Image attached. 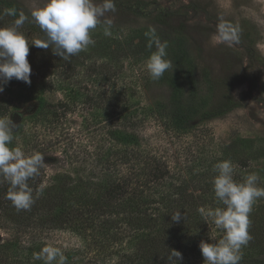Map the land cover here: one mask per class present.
Returning a JSON list of instances; mask_svg holds the SVG:
<instances>
[{
	"label": "trees",
	"instance_id": "obj_1",
	"mask_svg": "<svg viewBox=\"0 0 264 264\" xmlns=\"http://www.w3.org/2000/svg\"><path fill=\"white\" fill-rule=\"evenodd\" d=\"M141 3L115 0L116 12L142 14L145 8ZM6 9L15 10L16 15H5ZM21 11L28 20L19 31L30 37L28 42L45 39L31 13L15 0H0V27L13 25ZM100 36L94 46L67 60L55 55L51 48L30 44L27 59L31 72H44V75L37 84L32 82L29 90L27 83L17 79L4 86L12 91L17 85V101L36 104L33 113L18 124L10 147H19L26 155L43 154L45 165L28 181L34 197L29 210L18 211L13 206L6 198L10 185L0 177V228L18 232H71L83 241L86 253L101 262L108 259L119 264H180L187 258L203 259L200 242L212 243L224 234L201 212L202 208L223 207L213 191L216 174L213 165L231 160L235 166L234 179L242 181L247 174L255 172L254 163L264 162V139L237 138L221 146L209 132L199 131L201 122L226 112L222 107L209 110L210 97L216 91L228 95L232 82L225 77L197 76L194 62L186 51L180 50V40H169L172 68L154 81L171 89L167 100L141 104L133 101L135 88L126 90L114 85V70L123 59L133 64L146 61L155 46L149 49L148 39L140 31L136 34L130 31L126 36ZM83 79L95 85L91 92L84 93L77 86ZM52 86L63 92V98L56 103L43 97L52 91ZM78 103L90 106L95 123L103 126V132L92 133L91 139H97L99 144L90 154L92 164L87 171L73 168L80 171L55 172L46 182L45 167L53 159L47 147L55 138L59 143L62 136L66 141L73 133L29 135L22 130L27 123L44 129L68 130L67 115L70 107ZM9 113L8 105L0 102V117ZM150 122L161 127L171 143L185 141L181 164L172 162L173 157L159 155L150 137L142 134ZM177 211L184 217L179 223L171 220ZM249 219L252 239L242 249L240 264H264V198L254 203ZM32 246L27 250L30 257L24 261L44 264L34 259L40 248ZM14 247L15 244L7 246L5 242L0 253ZM172 250L179 251L182 259L172 258Z\"/></svg>",
	"mask_w": 264,
	"mask_h": 264
},
{
	"label": "rangeland",
	"instance_id": "obj_2",
	"mask_svg": "<svg viewBox=\"0 0 264 264\" xmlns=\"http://www.w3.org/2000/svg\"><path fill=\"white\" fill-rule=\"evenodd\" d=\"M15 1L29 13L34 7H42L46 2V0ZM134 1L142 2L144 13L126 15L109 13L113 24L110 29L111 35L107 36L121 34L126 36L130 31L133 34L140 31L145 35L154 28L162 42L167 41L169 44L171 38L180 40V50L186 51L194 62L197 76L204 74L213 79L225 77L232 82V89L228 95L216 91L210 97L209 110L222 107L226 112L220 117L201 122L199 131L209 132L215 143L221 146L237 138L264 139V0ZM221 18L239 25V43L229 46L213 41ZM100 35H104V31L103 27L98 25L91 36L97 41L101 39ZM166 52V59L170 60L169 45ZM145 64L146 61L133 64L128 59L121 60L114 70L116 74L114 85L126 90L127 87L135 88L136 95L133 101H140L141 104L166 101L171 89L164 83H155L156 80L150 78ZM42 75L44 72H31V83L37 84ZM30 84L27 85L26 90H29ZM77 84L84 93L91 92L95 88L93 87L95 85L85 79L78 81ZM15 87L18 86L14 85L10 89L12 91L4 88V91L0 92V102L8 105L9 112L13 114L9 113L6 116H10L18 128L22 118L33 113L36 104L34 101L18 102L15 98L18 88ZM62 94V91L52 86V91L46 92L43 97L50 103H56L63 98ZM93 116L94 111L90 106L78 103L70 107V113L67 115L68 130H64L65 128L62 131L51 130V128L34 127L31 123L25 124L22 132H29V135L42 132L73 133L66 141H64L66 137L62 136L59 143L54 141L55 138L47 147L46 151L53 159L45 167L46 182L55 172L73 173L89 169L92 164L90 154L99 146L97 139H91L92 133L98 135V132H103V126L97 125ZM16 128L14 132H18ZM77 132L81 133L76 135ZM141 132L145 137H150V143L159 155L164 158L173 157L174 159L170 160L172 162L175 160L177 164L183 162L185 153L182 148L186 144L183 139L171 143L168 140L169 136L164 134L155 122L148 123ZM170 164L173 165L171 162ZM253 167L260 177L258 186L261 187L264 181V177L261 176L264 162L258 161ZM73 168L80 170L75 171L72 170ZM8 241L11 243H7ZM5 242L7 246L15 244L16 247L0 253V264H32L28 260L24 261L25 258L30 257L27 250L32 244H34L32 247L37 246L40 251L45 246L59 248L69 260L68 264H119L108 259L104 262L97 261L94 256L86 253L83 241L68 231L18 232L0 228V246ZM180 264H204V258H187Z\"/></svg>",
	"mask_w": 264,
	"mask_h": 264
},
{
	"label": "clouds",
	"instance_id": "obj_3",
	"mask_svg": "<svg viewBox=\"0 0 264 264\" xmlns=\"http://www.w3.org/2000/svg\"><path fill=\"white\" fill-rule=\"evenodd\" d=\"M115 12V0H46L42 7L31 10L32 20L45 34V39H36L32 43L19 31L28 20L24 12H19L13 25L0 27V92L13 78L31 83V66L27 59L30 44L43 49L51 48L55 55L67 60L95 45L91 33L98 25L103 27L104 35H111L113 19L109 13ZM4 14L16 15V12L6 9ZM145 36L147 47L152 49L155 46L145 67L150 78L158 80L172 68V62L166 59L168 42H162L154 28ZM212 39L229 46L239 43V25L221 18ZM16 127L10 116L0 117V177L10 185L6 198L20 211L29 210L33 205V190L28 181L39 174L45 163L44 155L39 152L26 155L21 148L10 147ZM234 170L231 160H221L213 165L216 173L212 180L213 191L223 207L202 208L201 212L224 234L215 242H200L204 264H240L242 249L252 239L248 231L249 214L254 203L264 198V187L258 186V173H249L238 182L234 179ZM171 220L179 223L184 220L183 214L177 211ZM171 257L179 261L182 254L172 250ZM34 259L42 260L44 264H66L67 260L59 248L52 246H45L39 253H34Z\"/></svg>",
	"mask_w": 264,
	"mask_h": 264
}]
</instances>
